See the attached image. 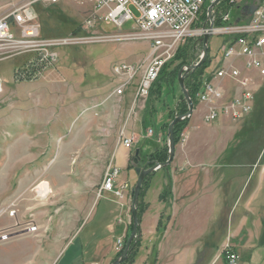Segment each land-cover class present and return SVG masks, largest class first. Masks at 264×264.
Returning a JSON list of instances; mask_svg holds the SVG:
<instances>
[{"label": "rangeland", "instance_id": "374dc122", "mask_svg": "<svg viewBox=\"0 0 264 264\" xmlns=\"http://www.w3.org/2000/svg\"><path fill=\"white\" fill-rule=\"evenodd\" d=\"M28 1L4 0V6L0 4V17ZM244 1L239 0L238 2L243 4ZM33 7L38 14L42 38H71L72 43L59 48L61 59L56 68H47L36 77L27 76L23 80L15 79L16 69L27 65L35 54L25 52L9 58H7L8 56L0 57V81L3 82V93L0 94V159L8 158L13 161L19 158L24 159L26 170L41 172L42 179L38 182L40 184L47 182L46 176L53 173L56 181V193L51 194L54 197L50 201H45L46 196L41 200V208L36 210L41 211V217L36 221L31 214L21 219L22 216L17 212L16 205L12 207L8 213L13 219V224L7 227L0 226V243L27 233L35 234L39 231L38 228H41V224L44 226L50 220H52L50 234L42 240L43 242H54L55 238H59L60 242H68L70 238H76L92 212L88 208L90 206L87 203L90 199L87 198V192L101 194L105 191L102 188L105 172L115 167L111 163L113 154L117 148L124 146L131 150L129 165L134 167V170H131L134 177H132L133 189L130 193L132 206L128 216L130 227L125 235L118 240L116 253L109 264H113L122 256L133 235L134 189L138 181L135 168L140 166L149 169L152 166L156 167L157 164L160 165L158 169H154L145 176L136 202L139 220L138 232L132 239L126 260L121 263L134 264L136 259L143 254L142 242H150L143 233L142 219L150 202H154L157 196V202L163 203L165 206L160 219L164 218L167 228L170 217H165L171 206L170 165L172 162L167 166L164 165L166 161L151 165L150 155L158 152L161 148H154L148 152L146 159H143L146 151L142 144L139 147H134L139 137L135 133L128 134L129 121L135 122L136 125L134 118L139 114L137 122H140V113L146 110L149 105L151 106L148 109L151 111L152 107L154 114H157L156 106L159 105V114H162L164 109L161 104L169 107L172 106L175 99H179L177 108L170 113L161 134L165 142L163 149L167 148L169 153V126L178 116V106L187 100L178 81H173L168 86L160 82L161 85L163 84L161 95L159 96L155 91L144 107L141 104L134 105V100L131 107L125 106L123 101L112 96L113 89L118 83L114 67L119 63L141 64L148 59L150 53L149 44L141 40L125 38L128 34L137 32L134 29V20L128 21L122 28H118L105 19L106 11L104 9H96L87 0L78 2L66 0L58 4L39 2ZM236 8L237 6H234L231 10V20H234L236 16ZM132 13L135 17L138 16V12L134 8H132ZM223 25H227V23L224 22ZM206 27L209 28V24ZM225 37L224 34L213 33L211 35L209 39L211 57H213L212 52L220 55L218 51ZM191 39L190 45L195 49L189 51V61L194 64L202 55L203 40L199 35H194ZM186 42L181 46H185ZM174 66H171L170 69H173ZM134 86L136 87L135 84L131 87ZM251 86L255 89L253 84ZM256 89H258L257 93ZM256 89L254 90L252 111L243 119L235 121L226 115H221L229 119L225 124L221 123L220 118L208 123L205 121L207 115L205 114L204 121H200L197 124L198 127L194 124L196 127L192 128L191 124L188 128V123L179 143L186 144L188 142L189 131L192 133V143L196 144L199 149L203 146L200 150L201 155L207 153V157L210 159L223 162L233 161L234 163L258 160V166L264 164V83ZM81 99H87L86 106L82 105L81 107ZM191 115L187 117L189 120ZM173 116H175L174 119ZM195 118L194 115L192 119L195 120ZM192 122L194 123V121ZM146 127L147 130H144V133L150 137L148 143L153 146L161 129L160 121L149 122ZM222 127L226 128L222 129ZM150 129L153 130V133L149 132ZM234 132L236 133L234 134ZM138 134L144 136L141 133ZM126 138L133 139L131 148L124 145L123 141ZM67 147L74 149L69 150L67 156L63 157L62 148ZM126 149L123 148V150ZM137 149L140 150L141 159L138 164H135L133 157ZM117 161L119 163L120 155ZM50 170L53 172L49 173ZM222 171H224L223 167ZM15 173L16 171H14ZM163 177L166 178L167 183L161 189L158 186L161 185L160 181ZM9 185L12 191L16 189L15 180ZM126 185L120 187L115 185L113 190L107 191L114 192L122 204L126 195ZM50 188L52 190V187ZM49 205L54 208L53 214L45 215L43 220V210L41 209ZM12 210L16 211L13 215L10 214ZM159 223L160 220L152 241L155 242L151 253L152 258L156 256V242H160L165 233V231L162 234L158 232ZM95 225L94 220L88 221L85 228L89 230L91 226ZM3 236L5 238H2ZM136 242H140L137 255L135 258L133 257V261H130V254ZM227 244L224 245L223 250ZM232 247L234 248L233 245ZM10 254H12L10 250L0 248V264H11L13 260L7 257ZM259 254L263 255L264 249ZM152 258L149 257V260ZM20 263L21 261L16 262V264ZM39 263L48 264L47 257H44V261ZM91 264L101 263L91 262Z\"/></svg>", "mask_w": 264, "mask_h": 264}, {"label": "crops", "instance_id": "0c3cea01", "mask_svg": "<svg viewBox=\"0 0 264 264\" xmlns=\"http://www.w3.org/2000/svg\"><path fill=\"white\" fill-rule=\"evenodd\" d=\"M0 4L4 6V0H0ZM241 9L237 6L235 13H240L242 16ZM256 52L264 61V47L257 49ZM212 53V64L205 78L210 76L211 83L223 90L228 98L238 95L241 87L233 78L213 77L212 71L216 66L238 68L249 76L255 89L263 85L264 79L256 71H247L245 57L223 61L216 52ZM135 90V86L131 87L117 99L123 101L125 106L131 107ZM257 91L258 89L256 93ZM175 100L169 107L161 104L164 109L162 114H159V105L156 106L157 114H154L152 107L151 111L148 109L151 106L149 105L140 113V122H137L139 114L136 115L135 120L133 119L136 125L135 122L129 121L128 134L135 133L139 137L134 147L142 144L146 151L143 159H146L148 152L154 148L163 149L165 146L161 134L170 113L177 108L179 99ZM80 102L81 107L86 106L87 99H81ZM209 108L210 104L199 102L191 115L188 128L191 124L192 128L194 124L198 127L197 124L204 121L203 117ZM194 115L195 120L192 119ZM157 120L160 121L161 129L153 146H150L148 143L150 137L144 133V130H147V123H156ZM219 120L225 124L229 119L220 116ZM188 136L186 144L176 145L175 156L170 165L171 206L165 217L170 218L162 239L156 242V256L152 258L151 253L155 243L152 241L156 235L160 215L165 209L163 203L157 202L158 196L154 202H150L142 219L143 233L150 242H142L143 254L134 264H226L223 247L227 243H231L240 254L241 264H264V254H259L264 249V164L258 166V160L234 163L210 159L207 153L201 155L200 150L203 146L199 149L192 143V133L189 131ZM69 147L62 148L63 157L67 156L69 150L74 149ZM123 148L126 149L124 146L116 149L111 161L112 165L120 168L115 185L120 187L127 184L122 204L114 192L107 190L101 194L87 192V198L90 199L87 204L92 212L76 238L72 237L68 242H60L59 238L53 239L54 242H43L42 240L50 234L52 226L50 220L44 226L41 224V228H38L39 231L35 234L27 233L0 243V248L12 252L7 256L13 260L10 261L11 264L20 261V264H40V261H44V257H47L48 264H91V262L109 264L113 260L118 240L129 230L128 216L132 206L130 193L133 189L134 174L128 169L131 150H123ZM25 167L24 159L19 158L15 161L8 158L0 159V226L2 227L13 224L8 212L15 205L17 212L22 216L21 219L30 214L33 215L34 221L41 217V211L36 210H40L41 200L45 198L38 190L40 184L38 182L42 179V175L40 171L26 170ZM54 177L53 173L46 176L49 188L52 187V190L50 188L45 201H50L54 197L51 194L56 193ZM14 180L17 185L12 191L9 183ZM160 183L158 188L162 189L167 183L166 178L163 177ZM41 210L44 220L45 215L53 214L54 208L49 205ZM92 220L96 225L86 230V223ZM149 257L152 260H149Z\"/></svg>", "mask_w": 264, "mask_h": 264}, {"label": "built area", "instance_id": "2783aa9c", "mask_svg": "<svg viewBox=\"0 0 264 264\" xmlns=\"http://www.w3.org/2000/svg\"><path fill=\"white\" fill-rule=\"evenodd\" d=\"M64 1L66 0H29L0 17V57L8 56L7 58H9L25 52L35 54L27 65L16 69L15 79L23 80L27 76L36 77L47 68L58 66L61 59L59 48L69 45L72 40H70L71 38H42L38 14L33 6L39 2L58 4ZM87 1L91 2L98 10L104 9L106 11L105 19L118 28H122L128 21L134 20V29L137 32L128 34L125 38L141 40L150 45L148 59L143 63H119L114 67V73L118 79L112 94L115 98H121L133 84H136L134 105L141 104L144 107L163 66L175 56L178 48L194 35H199L203 40L208 33L226 35L218 51L223 61L245 57L247 71H256L264 79V61L256 52L257 49L264 47V0H255L252 3L257 5V10L253 15L247 16V20H245L246 17L241 16L236 21L231 20V10L234 6L242 8L245 6L244 3L243 5L238 2L239 0H231L229 9L225 11H217L220 2L217 3L212 10V28L208 9L217 0ZM132 8L138 12L137 17L133 15ZM217 17L227 25L216 26L215 19ZM89 23L92 22L89 21ZM207 24H209V28L206 27ZM187 66L181 68L184 76L191 72ZM212 76L237 80L241 91L233 98H228L223 90L211 83L210 76V78H204L198 98L201 102L210 104L205 121L212 123L221 115H226L235 121L247 116L252 111L254 99V89L249 76L243 74L236 67L223 65L214 69ZM2 93L3 82L0 81V94ZM182 116V120L189 117L188 114ZM149 132L153 133V130L150 129ZM123 142L128 148L133 145L132 138H126ZM159 167L160 165L157 164L155 169ZM119 174L120 169L117 167L108 169L103 178L102 188L113 190ZM15 212L12 210L10 214L13 215ZM223 254L226 264H240V255L230 243L225 246Z\"/></svg>", "mask_w": 264, "mask_h": 264}, {"label": "trees", "instance_id": "16d2710c", "mask_svg": "<svg viewBox=\"0 0 264 264\" xmlns=\"http://www.w3.org/2000/svg\"><path fill=\"white\" fill-rule=\"evenodd\" d=\"M230 1L231 0H222L217 7V11H221V10L225 11V10L229 9ZM254 1L255 0H245L244 4L245 5L246 4H252ZM204 17H206V16H204ZM240 17H241V14L237 13L234 20H237ZM215 25L216 26L223 25V23L221 22V19L219 17H217L215 19ZM191 41H192V39H188L185 46H180L178 48L175 56L163 66L158 79L156 80V82L154 83V85L152 87L150 98L153 96L155 91H157V94L159 96L161 95V92L163 89V84L161 85L160 82L165 83L167 86H168V84L171 85L173 83V81L174 82L178 81L179 71L181 70V68L183 66L192 65V63H190V61H189V56H190L189 51L191 49L194 50L195 47L190 45ZM210 50L211 49L209 46L208 55H207L204 63L201 66H199L196 70L191 71L185 75V86L190 93V96H191L193 103H194V107H196L197 104L200 102V100L198 98V93L202 89L203 79L205 78V73L210 68V66L212 64V57L210 54ZM171 66H174V68L170 69ZM183 99H184V97H183ZM188 112H189V106H188L187 102L184 100L183 103H181L178 106L177 115L182 116V115L187 114ZM175 116H176V114H175ZM175 116H173V119ZM189 121L190 120L187 118V119L179 121L174 126L175 145H177L180 142L181 135H182L184 129L187 127ZM168 156H169V153H168L167 148L165 150L164 149L159 150L158 152L150 155L151 165H154L156 162L164 163L165 161H167ZM128 169L134 170V167L130 164L128 166ZM163 219L164 218L161 217L160 223L158 225V232H160V234H162L166 229V222ZM139 243L140 242L135 243L134 249L130 254V261H133V259L136 257V255H137L136 253H137V250L139 247Z\"/></svg>", "mask_w": 264, "mask_h": 264}, {"label": "water", "instance_id": "95a60500", "mask_svg": "<svg viewBox=\"0 0 264 264\" xmlns=\"http://www.w3.org/2000/svg\"><path fill=\"white\" fill-rule=\"evenodd\" d=\"M222 0H217L214 4H212L209 9H208V13H209V18L211 20V28L213 27V21H212V10L214 8V6L221 2ZM242 16L246 17V16H251L254 14V12L257 10V5L256 4H250V5H245L242 7ZM211 37V33H208L204 36L203 39V52H202V56L199 60V62H197L196 64H192V65H188L187 69L189 71H194L196 70L199 66H201L204 61L206 60V57L208 55V44H209V39ZM178 82H179V86L183 92V95L185 97V99L187 100L188 106H189V112L187 113L188 116H190L192 114V112L194 111V103L193 100L190 96L189 91L187 90L186 86H185V76L183 74V69L180 70L179 72V78H178ZM183 119V116H176V118L173 120V122L170 124L169 126V158L168 160L164 163L165 166L169 165L173 158H174V154H175V140H174V126L176 125V123H178L179 121H181ZM140 150L137 149L135 152V156L133 157L135 164H138L140 161V156H139ZM155 169V166H152L149 169H146L145 167H140L137 166L135 168V172L138 174V181L137 184L135 186L134 189V209H133V216H134V231H133V235L131 237V240H129V242L127 243V247L124 251V253L122 254V256L113 264H121L122 262H124L128 256V251H129V247L131 245L132 239L133 237L137 234L138 232V226H139V220H138V215H137V210H136V202L138 200L139 194H140V190L141 187L143 185V180L145 178V176L152 172Z\"/></svg>", "mask_w": 264, "mask_h": 264}, {"label": "bare ground", "instance_id": "6f19581e", "mask_svg": "<svg viewBox=\"0 0 264 264\" xmlns=\"http://www.w3.org/2000/svg\"><path fill=\"white\" fill-rule=\"evenodd\" d=\"M41 196H46L50 191L49 184L47 182H42L38 187Z\"/></svg>", "mask_w": 264, "mask_h": 264}]
</instances>
